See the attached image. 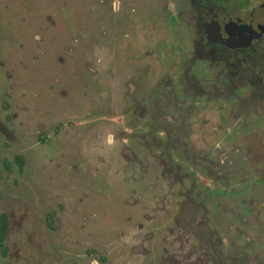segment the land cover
<instances>
[{"label":"flooded vegetation","instance_id":"flooded-vegetation-1","mask_svg":"<svg viewBox=\"0 0 264 264\" xmlns=\"http://www.w3.org/2000/svg\"><path fill=\"white\" fill-rule=\"evenodd\" d=\"M0 218V264H264V0H0Z\"/></svg>","mask_w":264,"mask_h":264},{"label":"rangeland","instance_id":"rangeland-1","mask_svg":"<svg viewBox=\"0 0 264 264\" xmlns=\"http://www.w3.org/2000/svg\"><path fill=\"white\" fill-rule=\"evenodd\" d=\"M25 180L27 181V179L25 178ZM26 193L25 191L22 192V196H25ZM27 221H24V223H22L21 225V229L19 233H16V235L12 238V240L16 241L17 237H19V240L24 241V243H26L27 246V232L29 231L28 226H27ZM23 247V249L21 250V261L19 264H26L25 262L28 260L29 256H30V252L28 251L27 247Z\"/></svg>","mask_w":264,"mask_h":264},{"label":"trees","instance_id":"trees-1","mask_svg":"<svg viewBox=\"0 0 264 264\" xmlns=\"http://www.w3.org/2000/svg\"><path fill=\"white\" fill-rule=\"evenodd\" d=\"M7 226V222H6V219L5 218H0V227L3 228L2 230V235H1V239L3 240L4 239V233H5V228Z\"/></svg>","mask_w":264,"mask_h":264}]
</instances>
